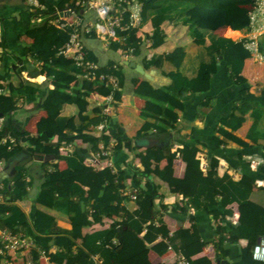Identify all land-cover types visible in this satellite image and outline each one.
<instances>
[{
	"label": "trees",
	"instance_id": "1",
	"mask_svg": "<svg viewBox=\"0 0 264 264\" xmlns=\"http://www.w3.org/2000/svg\"><path fill=\"white\" fill-rule=\"evenodd\" d=\"M88 1L75 3L74 0H62L54 6L47 0H39L45 6L44 9L27 11L33 18H43V22L32 24L24 33L31 40L24 45V51L38 64L36 72L44 74L59 87L57 92L52 90L48 93L46 115L37 123V136L31 138L24 135L25 124L12 116L23 96L13 86H8L6 93L0 84V121H3L0 142L7 135L16 139L15 145L9 141L0 144V164L7 163L27 149L31 156L40 153L52 156L56 162L64 160L67 168L61 170L56 162L44 165L52 169L45 173L46 180L35 198L37 210L30 221L19 203L28 198L34 180L30 166L21 163L12 180L0 185V229L30 237L34 247L25 252L34 250L37 255L44 253L55 264H153L150 252L162 256L169 251V246L191 258V264H211L207 258L193 259L206 246L200 235L185 238L183 230L179 228L168 242L159 241L160 237L166 238L170 233L164 223H156L155 200L163 198L161 183H165L171 190L183 191L194 209L206 210L213 217L218 264H264L253 259L254 246L259 239L264 238V205H258L253 200L251 189L228 173L221 175L218 171L219 160L215 157L209 159L204 171L198 157L201 151L199 142L185 144L175 151H172V139L162 147L155 146L144 151H140L134 143L153 131L162 135L175 130L180 114L185 110L183 96L187 93L209 92L219 62L226 64L229 77L235 85L244 86L248 83L243 76V68L252 53L246 48V40L234 41L217 32L223 27L235 31L248 30L251 10L257 0H141V23L138 27L130 26L129 17L125 15L123 28L118 29L121 41L111 42V48L115 51L121 49L129 55H138L143 45L138 31L146 22H150L153 27L152 34L147 36L151 48L162 46L166 38L162 25L174 20L188 27L193 45L198 48L193 69L190 64L192 54L184 46H178L169 53L154 55L145 64L146 68L154 66L162 69L163 74L171 79L168 86L156 88L147 80L133 81L134 92L139 97L163 105L162 115L140 113L145 122L135 139L129 138L121 128L111 130L109 137L90 133V127L102 121L101 108L94 109V118L87 115L92 86L102 84L106 88V96L120 101V90L113 85L107 86V82L113 76L117 78L119 88L122 87L124 76L121 68L124 65L117 66L114 62L100 65L99 69L91 73L95 79L85 77L89 72L63 53L72 30L61 29L53 24L58 13L68 7L82 14ZM225 30V36L234 35L229 29ZM90 36L95 35L85 37ZM85 53L86 59L99 63L88 50ZM165 66H169L170 70L164 71ZM67 104L77 108L76 116H63V108ZM214 105L215 100L211 97L201 101L198 119L203 121ZM247 115L252 117L253 124L243 139L238 131L246 122ZM54 129L59 131L53 132ZM76 141L88 144L94 153L101 151V144L104 147L113 145L114 151L126 148L133 152L141 169L137 168L133 175H127L113 173L107 167L89 168L86 165V151L74 150L67 155L61 153L64 145ZM213 141L218 145L225 142L241 148L261 147L263 164L259 172L264 175V87L258 93L252 92L249 86L240 90L238 102L233 105L230 115L220 120ZM178 158L195 173L194 180L174 175V162ZM163 161L166 162L165 166H161ZM130 179L135 181L137 188V208L134 211L124 204L128 197L123 191L128 188L127 181ZM234 205L241 213L236 234L228 232L227 226L223 224L224 215L217 209ZM161 207L166 208V205L161 204ZM185 210L184 207L182 213ZM53 211L65 214L72 229L59 228ZM108 218L114 220L110 227L86 233L89 227L103 225ZM249 218L253 224L248 223ZM242 240L247 244L241 248L240 261L223 263L224 245ZM53 247H57L58 251L50 253ZM0 264L26 263H18L10 256L0 254Z\"/></svg>",
	"mask_w": 264,
	"mask_h": 264
},
{
	"label": "crops",
	"instance_id": "2",
	"mask_svg": "<svg viewBox=\"0 0 264 264\" xmlns=\"http://www.w3.org/2000/svg\"><path fill=\"white\" fill-rule=\"evenodd\" d=\"M47 1L57 6L62 0ZM74 1L78 3L80 0ZM255 6L251 10V15L256 13ZM66 9L68 10L69 7ZM29 10L32 9L29 6L28 0H23L22 2L19 0H0V36L1 47L3 49L0 65V84L4 86L5 90H3L6 93H8V86H13L15 91L23 96L18 103L19 108L12 113V116L18 122L25 124L24 135L26 137L35 138L37 136V123L46 115L48 106L46 97L52 90L57 92L59 85L44 74L37 73L38 64L33 62L24 51V45L31 42L30 39L25 37L24 33L29 26L35 23V18L31 17L27 12ZM95 18V12L86 7L82 15L84 23L91 24ZM162 29L166 34L165 42L162 46L153 49L151 48V41L147 38L148 35L152 34L153 27L150 22L143 24L138 31V36L143 39L141 51L138 55H129L128 58L124 57L125 53L121 49L117 51L113 50L111 48V41L106 42L96 36L84 38L85 50H88L97 58L99 65L105 66L110 62H114L117 66L124 65L121 68L124 76L123 86L119 88L118 80L113 76L109 77V81L107 82V86L113 85L114 88L120 90L122 93L120 101H115L112 96H106V88L102 84H93L91 96L88 98L89 108L87 115L94 118L96 116L94 109L101 108L102 121L97 125H92L90 127V133L96 136L105 135L109 137L111 130L121 128L129 138L135 139L145 122L140 116L142 111L154 115L163 114L162 104L143 99L134 92L133 81L147 80L156 88L168 86L171 83V79L163 74L162 69L154 66L146 68L145 64L154 55L169 53L178 46H184L192 54V62L190 64L193 69V65L195 64L194 60L196 59L195 53L198 48L193 45L188 27L181 22L177 20L166 21L163 23ZM225 29H229L234 35L232 37L225 36L223 34L226 32ZM217 33L222 37L230 38L234 41L246 40L245 45L256 38V41L259 43L260 53L264 55V13L262 12L257 14L255 21H251L248 30L235 31L229 27H223ZM98 41L101 45L98 44ZM126 60L135 61L143 66L151 74L152 79H148L144 75L136 72L135 69L126 66L124 64ZM169 70V66L164 67V71ZM243 76L248 80V83L244 86L235 85L229 77L226 64L222 61L219 62L218 71L213 77L209 92L201 94L187 93L183 96L185 110L180 114L175 130L170 134L162 135L155 134L153 131L146 137L134 141V143L141 149L140 151L155 146L162 147L170 139L173 142L172 151L177 150L185 144L191 145L195 142L204 144L205 147L201 144L199 145L201 151L198 155L202 169L204 171L207 169L209 159L212 157L217 158L219 160V173L221 175L228 173L234 180H241L254 193L253 200L257 204L261 203L264 205V175L259 172V167L263 164L260 158L262 148L259 146L241 148L240 146L225 142L218 145L213 141L220 120L228 117L233 105L238 102L240 90L249 86L252 92L258 93L264 87L259 86V83L264 85V60L260 61L258 56L252 54L251 58L245 62ZM115 85L117 86L115 87ZM207 97L213 98L215 105L206 115L205 119L200 121L198 119V106ZM105 110L107 111L106 113H104ZM21 111H24V113L17 117V113ZM77 112L78 110L74 105L67 104L64 106L62 114L63 116L70 117L76 116ZM252 124V117L247 115L246 122L238 131V134L243 139L246 138ZM102 125H104V128L100 129ZM57 131L59 130H53V132ZM110 146H112V153L108 159L112 163L113 169L108 167L106 158L99 156L100 152L94 153L88 144H84L81 141L64 145L62 147L63 150L61 148V153L67 155L74 150L86 151L87 167L94 169L107 167L111 172L117 174L125 173L127 175H133L137 168L141 169V165L135 159L133 152L126 148L114 151L113 145ZM49 162L54 163L56 160ZM22 163H26L30 168L33 165H39V168L35 169V173L32 174L34 184L30 189L28 198L19 203L31 221L37 210L35 198L40 191L41 185L46 180V171H50L52 168L51 166H44L47 162L34 161L31 155ZM56 163H58L61 170L67 168L64 160ZM165 164L166 162L163 161L161 166H165ZM6 165L7 163L4 162L0 164V173ZM173 173L178 178L195 179V173L186 167L180 158L174 162ZM7 180L11 181L12 178L4 177L0 185ZM127 185L128 187H136V183L132 179L127 181ZM161 193L163 194V198H157L155 200L156 223L158 224L161 221L166 225L170 231L168 239L179 228L183 230L185 238L200 235L206 246L203 252L193 257V259L207 258L211 261V264H218L216 260L217 234L215 222L210 213L206 210L194 209L184 197L183 191L178 189L171 190L165 183H161ZM124 204L131 211L137 208L136 202L129 198ZM161 204L166 205V208H162ZM184 207L186 208V212L182 213ZM217 209L224 215L223 224L227 226L228 232L236 234V227L240 223L241 218V213L237 206L234 205L225 209L218 207ZM52 213L56 218L59 228L64 230L72 229V225L65 214L58 211H53ZM113 221L112 218L105 219L103 225H93L86 230V233L106 229L113 224ZM248 223L253 224L250 218ZM246 244L247 242L245 240L239 243L227 242L222 250L225 253V259L222 260L223 263H236L240 261L241 248ZM56 251H58V248L53 247L50 253H55ZM11 258L18 263L55 264L50 260L48 255L43 253L37 255L34 250L12 255ZM150 260L153 264H174V255L168 251L166 254L160 256L154 251H151Z\"/></svg>",
	"mask_w": 264,
	"mask_h": 264
},
{
	"label": "built area",
	"instance_id": "3",
	"mask_svg": "<svg viewBox=\"0 0 264 264\" xmlns=\"http://www.w3.org/2000/svg\"><path fill=\"white\" fill-rule=\"evenodd\" d=\"M31 9L40 8L44 9L39 0H28ZM87 7L93 10L96 14L94 22L91 24H85L82 19V14L75 11L73 8H69L66 12L58 13L53 24L61 29H71V37L69 43L65 46L63 53L67 57L74 59L78 66L86 69L89 74L85 77L95 79L94 71L99 69V63L86 59L84 38L86 35L94 34L97 38L106 42H118L121 38L118 36V29L123 28V21L125 15L129 17V25L138 27L141 23V0H89ZM256 13L251 15V21H255L258 13H264V0L256 1ZM43 18H35V23H42ZM246 48L252 53L258 56L260 61L264 60V55L260 53L259 43L254 38L251 42L246 44ZM3 49L1 47L0 36V65ZM125 58L129 57V54L125 53ZM116 80V78H114ZM117 85H115L116 87ZM2 90H0L1 92ZM107 111L105 110L104 113ZM2 120L0 121V127L2 126ZM104 125L100 126L103 129ZM16 144V139L10 135H7L2 139L0 144L7 142ZM63 150V148H62ZM112 153V146L104 147L101 145V151L99 156L107 159V165L111 169L112 163L108 159ZM255 163V162H253ZM123 194L132 201L137 199V188L128 187L123 191ZM0 201L2 198L0 197ZM159 239L168 242V237ZM0 254L4 256H12L18 253H24L34 247V241L22 234H13L11 232H5L0 229ZM169 251L174 255V264H191V258H187L180 252H176L171 246ZM44 254V253H43ZM253 259L259 262H264V238L253 248Z\"/></svg>",
	"mask_w": 264,
	"mask_h": 264
},
{
	"label": "water",
	"instance_id": "4",
	"mask_svg": "<svg viewBox=\"0 0 264 264\" xmlns=\"http://www.w3.org/2000/svg\"><path fill=\"white\" fill-rule=\"evenodd\" d=\"M20 2H22L23 0H19ZM124 64L126 66H129L133 69H135L136 72L140 73L141 75H144L146 78L148 79H152L151 74L146 71L143 66H141L140 64L136 63L135 61H129L126 60L124 62ZM28 157H30V154L28 153L27 149H24L23 152L17 154L16 156H14L12 159H10L7 162V165L3 168V170L0 173V183L3 181V178H13L17 172V167L24 161L26 160ZM34 161H38V162H49L51 160H53L52 156L49 155H45V154H40L37 153L33 156ZM39 168V165H33L30 168V173L34 174L35 173V169ZM11 185V183H9V186ZM261 241V239L258 240V242Z\"/></svg>",
	"mask_w": 264,
	"mask_h": 264
},
{
	"label": "rangeland",
	"instance_id": "5",
	"mask_svg": "<svg viewBox=\"0 0 264 264\" xmlns=\"http://www.w3.org/2000/svg\"><path fill=\"white\" fill-rule=\"evenodd\" d=\"M98 44L101 45V43H100L99 41H98ZM16 81H17V80H16ZM259 86H264V85H263L262 83H259ZM22 113H24V111L18 112L16 116L18 117V116H20Z\"/></svg>",
	"mask_w": 264,
	"mask_h": 264
}]
</instances>
